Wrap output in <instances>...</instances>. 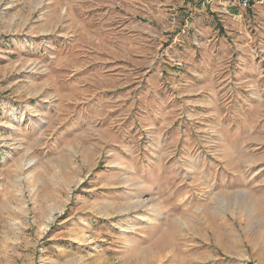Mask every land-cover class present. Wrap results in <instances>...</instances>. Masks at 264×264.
<instances>
[{
  "label": "rangeland",
  "instance_id": "374dc122",
  "mask_svg": "<svg viewBox=\"0 0 264 264\" xmlns=\"http://www.w3.org/2000/svg\"><path fill=\"white\" fill-rule=\"evenodd\" d=\"M244 2L0 0V264H264ZM172 220L183 250L135 255Z\"/></svg>",
  "mask_w": 264,
  "mask_h": 264
},
{
  "label": "bare ground",
  "instance_id": "6f19581e",
  "mask_svg": "<svg viewBox=\"0 0 264 264\" xmlns=\"http://www.w3.org/2000/svg\"><path fill=\"white\" fill-rule=\"evenodd\" d=\"M139 202V201H138ZM128 208V207H127ZM126 208V209H127ZM123 209V208H122ZM122 209H119L120 212H123ZM125 209V208H124ZM125 209V210H126ZM192 217V216H191ZM190 218V217H189ZM177 219V218H176ZM191 219V218H190ZM179 222V221H178ZM177 221H171L170 223V229L169 228H165V230H161L159 234H156L155 237H153L152 239L149 238L148 239V245H147V250L145 251H142L143 249H141L140 251V247L137 246V247H134L135 249V255H137L138 257H140L141 254H144L147 252V254H149L151 257H150V260L151 259H155L158 255H163V253L169 249V248H173V249H176V247H179L181 250L182 249V244L183 243H186L185 240L184 242L180 245V239L181 237L183 238L184 236H186L185 234H183L181 230V225H179ZM189 222V221H188ZM190 225V224H189ZM193 225V224H192ZM160 227V226H158ZM191 227V226H190ZM207 227V226H206ZM182 232V234H181ZM219 232V231H218ZM190 245V244H189ZM146 248V247H144ZM191 248V247H190ZM192 249V248H191ZM193 250V249H192ZM173 251V250H172ZM185 255H189L190 252H188V250L186 251V248H185ZM168 253V252H167ZM169 254V253H168ZM167 254V255H168ZM172 255V253H170ZM131 255V254H130ZM148 255V256H149ZM182 255V254H181ZM134 256V255H133ZM147 256V255H146ZM164 256V255H163ZM183 256V255H182ZM191 256V255H190ZM132 257V256H131ZM160 257V256H159ZM158 257V258H159ZM168 257V256H167ZM184 257V256H183ZM143 258L145 259V257L143 256ZM156 258V259H158ZM161 258V257H160ZM196 258V257H195ZM136 259V258H135ZM147 259V258H146ZM163 259V258H161ZM192 259V258H191ZM148 260V259H147ZM160 261V259H158ZM188 260H189V256H188ZM187 260V261H188ZM139 261V260H138ZM144 261V260H143ZM149 261V260H148ZM153 261V260H152ZM156 261V260H155ZM162 261V260H161ZM181 261V264H182V260L180 259ZM142 262V260H141ZM150 262V261H149ZM138 263V262H137ZM140 263V261H139ZM185 263V262H184ZM141 264V263H140Z\"/></svg>",
  "mask_w": 264,
  "mask_h": 264
},
{
  "label": "built area",
  "instance_id": "2783aa9c",
  "mask_svg": "<svg viewBox=\"0 0 264 264\" xmlns=\"http://www.w3.org/2000/svg\"><path fill=\"white\" fill-rule=\"evenodd\" d=\"M244 1H245L244 3L246 4L248 0H244Z\"/></svg>",
  "mask_w": 264,
  "mask_h": 264
}]
</instances>
